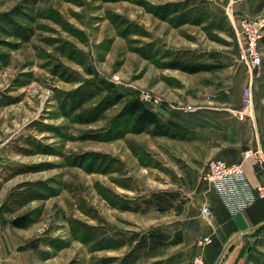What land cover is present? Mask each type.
I'll use <instances>...</instances> for the list:
<instances>
[{"label":"rangeland","instance_id":"obj_1","mask_svg":"<svg viewBox=\"0 0 264 264\" xmlns=\"http://www.w3.org/2000/svg\"><path fill=\"white\" fill-rule=\"evenodd\" d=\"M243 17L264 38V0H0V225L14 246L36 242L31 264H193V245L149 252L130 241L179 231V207L220 141L212 113L241 109ZM260 50L252 88L264 147ZM143 96L179 128L124 117ZM158 192L174 194L176 209L145 203ZM22 216L29 226L14 228ZM247 264H264V230Z\"/></svg>","mask_w":264,"mask_h":264},{"label":"crops","instance_id":"obj_2","mask_svg":"<svg viewBox=\"0 0 264 264\" xmlns=\"http://www.w3.org/2000/svg\"><path fill=\"white\" fill-rule=\"evenodd\" d=\"M260 75L259 72L256 78ZM261 82L264 83V76ZM247 83L246 75L244 87ZM228 110L216 109L211 115L212 118L210 117V132H220L219 144L213 146L210 161L217 159L228 164H242L251 185L264 186V147L261 141L263 124L254 110L252 117L244 121H240L235 113L239 110L230 109L228 113L224 112ZM248 150L257 152V155L245 160L244 152ZM196 185L198 186L192 192L191 201L179 213V231L184 239L179 245L195 246L196 256L201 255L205 264H247V255L264 226V197L259 198L244 212L232 216L203 177ZM203 206L210 208V219L203 218ZM201 235L210 236L212 239L203 248L196 245V239ZM13 246L0 225V264H31L30 250L19 251L18 245L14 248Z\"/></svg>","mask_w":264,"mask_h":264},{"label":"built area","instance_id":"obj_3","mask_svg":"<svg viewBox=\"0 0 264 264\" xmlns=\"http://www.w3.org/2000/svg\"><path fill=\"white\" fill-rule=\"evenodd\" d=\"M240 36L243 41L241 59L245 61L248 68L249 81L242 90V109L235 111L238 119L244 121L252 117L253 113V88L252 82L256 75L263 68V58L260 45L262 41V24H258L247 17L238 22ZM143 103L150 102V98L143 96L140 99ZM257 155V152L248 150L244 152V159H250ZM203 179L208 183L224 203L232 216L244 212L259 198L264 197V186L253 187L249 182L242 164H228L222 160H212L208 163ZM202 216L210 219L212 212L208 206L201 208ZM212 241L210 236L201 235L196 239V245L205 247ZM193 264H205L201 255L193 259Z\"/></svg>","mask_w":264,"mask_h":264},{"label":"trees","instance_id":"obj_4","mask_svg":"<svg viewBox=\"0 0 264 264\" xmlns=\"http://www.w3.org/2000/svg\"><path fill=\"white\" fill-rule=\"evenodd\" d=\"M261 42L264 43V38H262ZM171 65L173 69H179L190 74H196L206 70V68L202 66H190L182 63H172ZM93 87L101 92L112 93L115 96V100L117 102H120L123 98V95L116 91V86L113 83L99 80L93 82ZM123 116L141 128L151 126L179 128V125L171 121H163L159 115L150 110L139 98H131L125 103L123 108ZM174 198L175 195L172 193L158 192L153 193L148 199H145V203L154 207L157 211L164 213L176 209V207L173 205ZM179 209L181 212L182 207H179ZM30 222L31 220L28 216H22L14 219L11 224L14 228L24 229L29 226ZM263 230L264 226L261 228V231ZM183 241V234L180 231H178L175 235H170L168 233L162 232L161 229H152L147 234L133 235L130 242L135 243L137 250L155 252L164 247L177 246L183 243ZM36 249L37 244L35 241L18 248L19 251Z\"/></svg>","mask_w":264,"mask_h":264}]
</instances>
